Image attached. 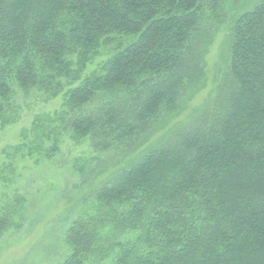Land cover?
Here are the masks:
<instances>
[{
    "label": "trees",
    "instance_id": "trees-1",
    "mask_svg": "<svg viewBox=\"0 0 264 264\" xmlns=\"http://www.w3.org/2000/svg\"><path fill=\"white\" fill-rule=\"evenodd\" d=\"M240 1L0 0L2 125L18 119L17 89L57 95L114 45L52 119L46 157L69 131L93 153L74 160L83 183L115 166L68 227L63 264H264V0L234 13ZM222 20L228 58L210 97L151 142L204 86ZM25 202L0 210V236Z\"/></svg>",
    "mask_w": 264,
    "mask_h": 264
},
{
    "label": "rangeland",
    "instance_id": "rangeland-1",
    "mask_svg": "<svg viewBox=\"0 0 264 264\" xmlns=\"http://www.w3.org/2000/svg\"><path fill=\"white\" fill-rule=\"evenodd\" d=\"M257 1L241 0L230 6L238 13ZM216 24L218 33L206 57L204 86L182 110L161 121L151 142L186 119L210 97L228 58L230 20ZM113 47V44L103 46L100 53L84 65L80 80L72 83L63 79L65 88L57 95L37 89L28 93L16 90L14 100L19 106L18 119L6 125L0 122V210L13 203L17 196L25 197L26 202L23 218L17 221L20 227H10L0 236V264H63L68 254L65 240L68 227L88 208L85 200L90 198L92 188L113 172L114 164L89 183H83L73 163L76 158H86L93 153L87 140L77 143L69 131H62L57 136L59 152L51 158L45 156L56 138V124L52 119L65 108L67 91L86 76L101 73ZM70 57L77 58L75 55ZM117 160L112 161L116 163ZM103 263L110 264L109 258L87 264Z\"/></svg>",
    "mask_w": 264,
    "mask_h": 264
}]
</instances>
